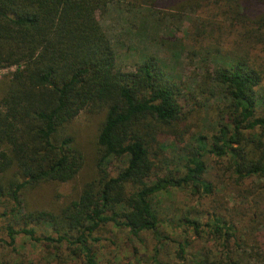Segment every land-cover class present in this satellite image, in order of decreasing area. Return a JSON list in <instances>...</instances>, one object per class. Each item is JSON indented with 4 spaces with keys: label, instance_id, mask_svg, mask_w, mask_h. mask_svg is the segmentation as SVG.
Returning a JSON list of instances; mask_svg holds the SVG:
<instances>
[{
    "label": "trees",
    "instance_id": "obj_1",
    "mask_svg": "<svg viewBox=\"0 0 264 264\" xmlns=\"http://www.w3.org/2000/svg\"><path fill=\"white\" fill-rule=\"evenodd\" d=\"M111 2L0 0V68L9 69L0 93V218L6 219L0 264H24L17 235L43 250L36 264H104L97 232L107 224L123 231L132 258L142 247L141 235L150 234L151 264L264 261L260 247H244L235 221L213 210L180 216L181 237L173 239L172 258L167 251L163 257L167 218L155 204L157 195L171 189L191 197L209 194L207 157L222 164L235 184L260 180L254 188L264 193L262 72L244 58H227L186 88L166 77L152 56L122 70L97 17ZM232 5L228 13L237 15L238 24L247 21L262 39L264 0ZM196 100L210 103L209 131L194 132L196 125L185 124L191 113L185 103L197 109L206 104ZM82 110L102 113L94 177L54 211L24 209L22 190L69 181L81 168V152L66 127ZM190 232L214 247L191 251Z\"/></svg>",
    "mask_w": 264,
    "mask_h": 264
},
{
    "label": "rangeland",
    "instance_id": "obj_2",
    "mask_svg": "<svg viewBox=\"0 0 264 264\" xmlns=\"http://www.w3.org/2000/svg\"><path fill=\"white\" fill-rule=\"evenodd\" d=\"M194 1L112 0L105 12L97 14V17L112 42L116 66L131 70L143 58L152 56L163 66L166 77L190 88L199 81L206 67L227 58L240 57L262 72L261 89L264 90V36L258 38L254 27L247 21L238 24L235 20L237 15L228 13L230 4L234 9L235 0H229L226 6L203 0L194 4ZM226 55L229 57H224ZM215 57L219 59L218 62L214 61ZM8 71V68H0V93ZM196 102L199 105L206 103L203 100ZM185 104L183 109L191 110L185 124L196 125L191 127L194 132L209 131L207 113L210 103L198 109L193 102ZM101 119L102 113L82 110L69 122L66 129L81 152V168L69 181L44 182L36 188L22 190L20 199L24 209L54 211L64 201L76 197L82 184L94 177L97 156L95 138ZM168 141L170 139L164 142ZM165 151L170 152L169 149ZM205 164L204 177L212 187L209 194L191 197L185 190L171 189L155 198L159 216L167 218L161 226L168 236L160 250L162 256L166 258L167 251L172 258L175 249L173 239L181 237L183 227L177 219L206 210H213L235 221L237 233L244 234V247L249 252L252 249L256 251L257 247L264 251V193L254 188L260 180L251 177L241 184H235L222 164L211 157L205 159ZM252 214L254 219H250ZM5 223L6 219L0 218L1 238L5 237L2 228ZM43 228L37 230L42 231ZM97 235L104 264H128L131 261L133 264H151L155 242L150 234L141 235L142 247H139L134 258L123 231L107 224L98 230ZM16 237L19 259L24 264L38 263L43 255L39 245L21 235ZM188 240L191 241V251L214 247L208 239L196 238L191 232L188 233ZM4 253L5 250L0 248V255ZM129 258L131 260L128 261ZM249 264H264V261H251Z\"/></svg>",
    "mask_w": 264,
    "mask_h": 264
}]
</instances>
